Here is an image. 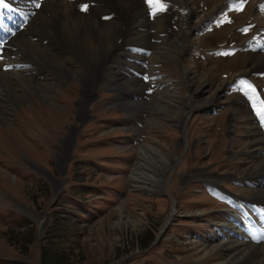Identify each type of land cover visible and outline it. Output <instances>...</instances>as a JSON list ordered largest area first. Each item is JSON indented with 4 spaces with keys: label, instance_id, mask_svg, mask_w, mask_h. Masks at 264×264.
I'll return each mask as SVG.
<instances>
[{
    "label": "rangeland",
    "instance_id": "obj_1",
    "mask_svg": "<svg viewBox=\"0 0 264 264\" xmlns=\"http://www.w3.org/2000/svg\"><path fill=\"white\" fill-rule=\"evenodd\" d=\"M25 1L27 0H20L21 3L15 8L20 15L22 13L19 6L26 7ZM35 1H31L28 10L29 15L33 16L31 25L12 40L13 50L19 55L17 59L32 63L33 67L27 75L22 73V70L3 73L16 74L14 81L0 78V92L6 91L9 103L15 101L12 110H0V264L22 263L17 260H23L26 264H264V244L260 245L261 240L254 238L245 240L242 237V229L237 228L238 225L252 223V218L256 219L249 205L227 197L222 198L215 189L206 190L199 181L191 182L183 192L177 193L179 202L174 204L173 198L166 192L167 188V197L158 194L154 187L156 183L144 176L148 172L146 168L136 165L142 147H159V151L166 155V160H170L169 164L165 161L160 163L168 172L162 182L169 188L172 184L170 189L173 191H177V187L182 189L187 183L186 179L199 177L195 176L197 171L193 172L192 177L188 175L195 168L214 165L213 167L221 172L236 170V174L242 175L236 182L222 183L230 191L245 197H250V192L253 191L255 200L259 193L264 195L261 190L251 188L252 181L261 182L264 179V168L261 169L264 162L252 165L254 159L248 158V154H253L255 146L261 143L259 138L254 137L258 131L244 132L243 139L239 135L240 132L234 131L231 135L226 130L228 113L223 110L229 109L233 96H227L225 91L211 105L199 107L196 104L198 102L200 105L202 98H207L214 87L220 92L223 85H234L232 79L238 77L241 71L247 74L245 69L257 67L259 62L253 60L263 58L264 61V57H261L264 54L253 57L250 53H243L222 59L215 58L211 51L223 41L237 38V27L253 19L250 12L234 15L231 25L222 26L220 35L213 32L201 36L194 33L190 35V46L186 55L190 85L185 88L178 56L169 54H174V50H181L180 41L185 39L179 37V34L188 33L195 26L199 21V13H202L203 17L209 6L216 4L218 7L223 5L224 0H212L210 3L207 0H195L202 12L195 15L193 20L185 18V14H178L179 10L186 9L185 0H175L178 7L171 18H176L173 29L178 31L184 26L186 29L177 33L172 40L165 38L160 47L147 41L150 47L157 51L154 55L159 57L156 61L153 60V63H160V71L168 72L176 79L172 83L179 85L178 90L172 89V93H165L166 99L171 101L161 102L167 104L163 106L150 104V108L144 111L145 105H137L135 114L140 115L127 116L123 109L125 105L123 107L121 102H116V98L124 101L118 95L119 89L110 83L100 82L101 90L114 91H110L111 102H97L94 98L85 105L86 109L90 107L91 114H95L94 120L88 119L87 115L82 118L79 113L83 89L82 67H95L104 56L106 57L111 45L115 46L116 50L122 49L115 41L122 38V43L124 38L127 42L131 34L122 35L120 30L127 27L121 20L141 18L142 9L137 0H132L133 4L138 5L133 11H127L131 9V5L124 6L128 0H117L122 9H109L113 3L108 8L99 7L97 15L110 12L116 18L115 24L102 23L103 27H100L95 19H92L94 22L74 25L72 21L76 18L69 21L63 15L60 17V12L49 11L55 3H52V0H44L42 9L37 12ZM98 2H95L96 6H99ZM191 3L194 5L192 0ZM5 4L7 5V2ZM192 5L190 4L194 9ZM252 8L251 4V10ZM66 10L68 13L72 11L70 7ZM134 25L145 27L147 23L134 22L128 28L132 30ZM157 27L167 31L166 24H157ZM168 35L171 36L170 33ZM151 37L156 35L151 34ZM152 57L150 56L149 60ZM209 61L211 62L207 64ZM120 62L116 63L122 69ZM225 63H228L227 67L223 66ZM46 65L49 68L45 69ZM238 69L241 71L236 74ZM44 70L47 76H39L42 80L37 81L35 74L43 73ZM223 71L227 73L223 75ZM162 82L165 84L166 81ZM68 85L74 88L73 91L76 88L77 100L75 97L70 99L69 89L64 87ZM162 87L159 86L157 91L160 92ZM125 90L130 91L132 88ZM262 91L264 97V88ZM157 94L156 92L154 96ZM188 97L190 103L187 102ZM138 99L144 100V97L132 95L128 98L131 102ZM146 100H149V95ZM251 103L259 107L257 99H248L247 106H251ZM6 106L8 105H4L0 99V109ZM211 106L219 107L218 114L200 112ZM21 107H27V112L23 115L21 112L16 118ZM186 107H192V112L196 113L195 119L188 121L183 128V134L179 132V123L174 118H183V109ZM238 109L241 107L234 108L233 112ZM5 112L8 114H4ZM229 113L231 114V111ZM103 116L113 117L114 120L98 121V118ZM122 117H126L125 124L128 126L132 125V118H136V121L142 119L143 122L137 124L139 129L132 138L116 141L125 131L131 130L130 127L126 129L124 124L118 126ZM83 120L80 133L82 135L75 140L80 130L77 128L66 153L69 159V163H65L67 172L61 176L58 169H55V164H59V157H63L62 143L70 127H78L79 121ZM12 121L14 122L11 123ZM245 122H248L246 118ZM216 123L224 125L214 132L207 131V137L206 130ZM111 136L115 137L110 138ZM182 137L184 141L180 143ZM192 137L199 140L197 148L196 145L193 147L195 156L191 149ZM135 142L141 145L134 147ZM184 142L187 148L189 143L191 144L190 149H181ZM150 147L147 148L149 156L154 157ZM262 148L264 142L258 151ZM245 153L247 155L243 156ZM116 155L121 156L122 165H116ZM85 157L99 164L94 165ZM182 158V162L178 163L177 159L181 161ZM5 161L10 164L7 165ZM19 168L34 173L24 172ZM124 168L125 170L117 175ZM38 170L52 173L61 179L64 185L61 196L57 194L62 190L60 185L55 181L48 182ZM171 171L176 173L169 177ZM113 173L114 176L111 175ZM160 176L163 177L162 172ZM245 179L252 181L245 183ZM204 211L207 213L201 214ZM171 214L173 217H170ZM168 218L170 220L166 225ZM41 220L45 221L42 230L39 225ZM223 226H226V229H223ZM219 230L223 232V236L219 234ZM161 231L163 232L159 242L148 248L149 241ZM258 232L262 237L261 231Z\"/></svg>",
    "mask_w": 264,
    "mask_h": 264
},
{
    "label": "bare ground",
    "instance_id": "obj_2",
    "mask_svg": "<svg viewBox=\"0 0 264 264\" xmlns=\"http://www.w3.org/2000/svg\"><path fill=\"white\" fill-rule=\"evenodd\" d=\"M5 2H7V5H10V3L7 1V0H4ZM32 1V0H31ZM90 2H96V1H99L98 2V5L99 6H96L97 4H95V5H91V6H89V9H88V13H80L77 9H78V3L80 2V0H75V1H68V0H52V3L53 2H55V3H53V6H51L50 7V9H48L49 11H51V12H60L61 14H60V17H62V15H63V17H66L67 18V20H69V21H71V20H73L74 18H76V20H73L72 21V23H75L74 25H77V24H81V23H83V22H94L92 19H95V21L97 22H95L96 24H98L100 27H103V26H101V24L102 23H100L99 21H98V19L96 18V16H97V10L98 9H100L99 7H101V8H108L109 6H110V4L111 3H113V5L109 8V9H112V10H117V9H122L120 6H122V5H118V2H117V0H89ZM193 2H194V5H192V3H191V0H185V6H186V9H185V11H187V8H189L188 9V14L186 13L185 14V18H187L188 20H193V17L195 16V15H197L198 13H199V6H197V4L195 3V0H192ZM205 0H203L202 2H204ZM208 1V3H210V2H212V0H207ZM214 1V0H213ZM234 2H237V0H233ZM25 3H26V1H25ZM32 3V2H31ZM18 4H20V3H16V4H14V7L15 8H17V6H18ZM131 5V9L130 10H127V9H124V10H127V11H133V10H136L137 8H138V5H136V4H133L132 3V0H128V3L126 4V3H124V6H127V5ZM190 4L194 7V9L190 6ZM23 5V4H22ZM175 6H177V5H175L174 4V6H173V4H171V8H170V11H169V13H167L168 14V16L165 18V21L166 20H171V18L173 17V15H174V10L176 9L175 8ZM27 7V6H26ZM71 8L72 9V11H70L69 13L67 12V8ZM128 7V6H127ZM178 7V6H177ZM29 8V7H28ZM140 8L142 9V7L140 6ZM42 8H40L37 12H39L40 10H41ZM256 9V8H255ZM17 10V9H16ZM195 10V11H194ZM247 10V9H246ZM246 10H244L242 13H240V14H238V15H241V14H243ZM18 11V10H17ZM77 11L79 12L78 14H77ZM250 12V15L253 17V20L251 21V22H255V21H257V19L259 20V19H263L264 20V16H260V14H258L257 12L255 13V12H251V11H249ZM18 13H19V11H18ZM248 13V12H247ZM255 13V14H254ZM20 14V13H19ZM191 14V16L189 17V15ZM202 13H199V21L198 22H196V24H195V26L193 27V28H196L202 21H204L205 20V16H206V13H204V15H203V17H201L202 15H201ZM41 15V14H40ZM59 15V14H58ZM188 16V17H187ZM123 18V17H122ZM255 18V19H254ZM62 19H64V18H62ZM62 19H60V20H62ZM82 21V22H81ZM134 22H142L141 20H138V18L137 17H131V18H125V19H122L121 20V23L122 24H124V25H126V27L127 28H122L121 30H120V32L122 33V35H127V34H135L136 35V39L133 41L134 43H136V44H139V45H147V46H150V44H148V42L147 41H149L150 42V37H151V34H149L148 32H136V33H133V32H131V30L128 28L129 27V25H131V24H133ZM116 22H113L112 24H115ZM248 23V22H247ZM65 24H66V22H65ZM112 24H110V25H112ZM158 25H165L166 24V22H162V23H157ZM156 24V25H157ZM31 24L29 23L28 24V27L30 26ZM82 25V24H81ZM103 25V24H102ZM71 26V25H70ZM86 26V25H85ZM54 27V26H53ZM141 27H143V26H141ZM58 28V27H57ZM98 31V35L99 36H101L100 35V31L99 30H97ZM25 32V31H24ZM21 33V32H20ZM58 33V32H57ZM63 34V33H62ZM171 34V33H170ZM28 36V35H27ZM65 36V35H64ZM168 36H170V35H168ZM29 37V36H28ZM31 37V36H30ZM104 37H105V35H104ZM157 37V36H156ZM179 37H182L183 39H185V41H180V46H181V50L180 51H178V54L180 53V57H183V56H185L186 54H187V51H188V48H189V37H188V33H182V35L181 34H179ZM64 38H66V37H64ZM30 39H32V38H30ZM13 39H11L10 40V42H9V46H10V48H8L7 50H6V52H8L7 53V56H10L11 57V55H14L16 58H18L19 57V55H18V53L17 52H15L13 49H14V42L12 41ZM65 40V39H64ZM261 43H264V40H261L260 41ZM152 43V42H151ZM153 44V43H152ZM165 44V43H164ZM154 46H156V44H154ZM161 46V44H158V47H160ZM72 49V48H71ZM113 50H116V47L115 46H113V45H111V48L109 47V49H108V52H107V54H106V57L104 56L103 57V59H102V61H100L97 65H95V67L94 66H87V67H85V68H83L84 69V73H81V75H82V79H83V81H82V84H83V89H82V95H83V92H84V95H83V100L82 101H80V107L81 108H79L80 109V111H81V113L82 112H84L85 113V110H84V108H83V105H84V103H85V101L88 99V97H89V94H91V91H93V87L95 86V84H96V81H97V79H98V77L95 75L96 74V72L97 71H99V69H100V67H103L104 68V74H103V77H104V79L105 80H108L109 79V76H116L117 74L115 73L114 74V72H113V67H110L109 65H107V62L109 61V57H110V55H111V51H113ZM155 52H157L156 50H154V48H153V52H152V54L150 55V56H153L152 57V59H150V70H155V69H160V68H158V66H159V64L157 65L156 63L154 64L153 63V60H155L156 58H159L158 56H155L154 54H155ZM176 52V50H174V53ZM262 54H264V53H262ZM169 55H174V54H169ZM256 55H260V53H257ZM4 56V55H3ZM165 57V55L163 56V58ZM174 57H176V56H174ZM261 57H264V55H262ZM185 58H183V60H184ZM262 60H263V58H262ZM156 61V60H155ZM161 62V61H160ZM165 63H166V61H165ZM120 64L121 65H124V63L121 61L120 62ZM263 65L264 66V61H261V62H259L258 63V65H257V67L259 66V65ZM256 67V68H257ZM163 68H165V67H163ZM187 67L186 66H184L183 67V73H184V75H185V79H186V81H187V83H184L183 82V85H184V87L185 88H188L189 87V83H188V81H189V73L187 72ZM17 71H20V70H17ZM22 72V71H21ZM167 73V75L169 76V78H167V79H163L162 81H166L165 82V85H164V87L162 88V90H161V92H160V94L159 95H157V96H154L153 97V99H152V101H151V104L152 105H167V104H162L161 102H163V101H171V99H169V100H167L166 99V95H165V93H167V94H170V93H172V89L174 90V91H176V90H178L177 88H178V86L179 85H175V84H173L172 82L173 81H175L176 79H174L168 72H166ZM16 76V74H3V73H1L0 74V78H2V79H5V80H13L14 81V77ZM115 78V77H114ZM190 82V81H189ZM84 84H85V86H84ZM185 84H186V86H185ZM110 85H115V87L118 89V85H116V84H114V82H112V79L110 80ZM89 86H90V88H89ZM119 88L120 89H122V90H124V91H129V90H125V89H128V88H132V90L133 91H135V90H137L138 89V84L136 83V82H132V81H130V80H126L125 82H122V83H119ZM132 90H130V91H132ZM165 90H167V91H165ZM119 91V90H118ZM189 98V97H188ZM189 100H190V98H189ZM191 101V100H190ZM208 102H210V100L209 99H206V100H204V102L203 103H208ZM133 103L134 104H144L145 102H125V104H122V106L124 107V105H125V107H131V106H133ZM255 103V102H254ZM127 104V105H126ZM137 106V105H136ZM197 106H200V105H198V102H197ZM138 107V106H137ZM159 107H161V106H159ZM178 108H181L180 106H178ZM8 109V106H6L5 108H2V109H0V110H3V111H5V110H7ZM8 111V110H7ZM25 112H27V107L26 108H23V110H22V115L25 113ZM229 115H230V113H229ZM175 120L177 119V122H179V120L180 119H182V118H174ZM67 146H68V142H66L65 144H64V146H63V152L67 149ZM148 147H150V146H147V147H145V148H141V150H140V159H139V161L137 162V166L139 167V166H144L145 168H146V170L148 171L144 176H148V178H150V180H152L154 183H156V185H154V187L155 186H157V182L159 183L160 181H162L163 179H162V176H160L159 177V175H161V172H162V175L163 176H165V174H166V171H165V169H163L162 167H161V162L162 161H165V163L166 164H169L168 162L170 161H168V160H166V155L164 154V153H162V152H160L159 151V147L157 148V147H150L152 150H153V153H154V157L152 156V157H150L149 156V152H148V150H147V148ZM176 159V158H175ZM175 161V160H174ZM173 161V162H174ZM164 163V162H163ZM171 163V162H170ZM173 164H171V166H172ZM169 166V165H168ZM171 166H169V167H171ZM155 167L157 168V169H155ZM151 168V169H150ZM141 178V177H140ZM260 199H262V201H264V195H261L260 193H259V197H257V200H260ZM174 210H175V208H173V212H174ZM259 217H260V213H259V215H258ZM259 231H261V236L262 237H264V228L263 229H258ZM258 233H260V232H258Z\"/></svg>",
    "mask_w": 264,
    "mask_h": 264
},
{
    "label": "snow or ice",
    "instance_id": "obj_3",
    "mask_svg": "<svg viewBox=\"0 0 264 264\" xmlns=\"http://www.w3.org/2000/svg\"><path fill=\"white\" fill-rule=\"evenodd\" d=\"M148 2H149V3H152L153 0H148ZM0 6L7 7V5L5 4L4 0H0ZM36 7H39V4H38V3L36 4ZM87 7H88L87 5H83V6H82V10H85V11H86V10H87ZM229 22H230V21H229ZM245 31H247V29H245ZM253 90H254V89H253ZM261 238L264 239V237H261Z\"/></svg>",
    "mask_w": 264,
    "mask_h": 264
},
{
    "label": "trees",
    "instance_id": "obj_4",
    "mask_svg": "<svg viewBox=\"0 0 264 264\" xmlns=\"http://www.w3.org/2000/svg\"><path fill=\"white\" fill-rule=\"evenodd\" d=\"M151 238V237H150Z\"/></svg>",
    "mask_w": 264,
    "mask_h": 264
}]
</instances>
